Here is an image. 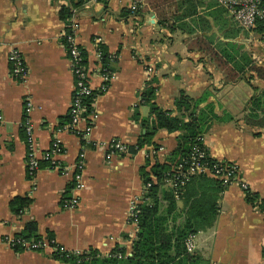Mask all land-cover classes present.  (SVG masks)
Wrapping results in <instances>:
<instances>
[{"label":"crops","instance_id":"crops-1","mask_svg":"<svg viewBox=\"0 0 264 264\" xmlns=\"http://www.w3.org/2000/svg\"><path fill=\"white\" fill-rule=\"evenodd\" d=\"M134 3L139 8L131 13ZM68 7L69 17L61 19V9ZM70 16L78 26L76 40L86 59L97 116L84 147L80 191L72 190L71 168L83 143L67 131L58 132L68 122L72 94L61 39ZM254 29H241L214 0H107L89 6H70L68 0H0V239L24 237L32 224L28 239L53 238L65 250L99 256L118 247L130 255L137 230L129 225L127 212L144 193L141 170L168 164L181 132L159 129L149 144L110 159L91 144L115 139L131 147L140 142L142 121L152 118L142 100L150 84L156 106L185 122L188 113L177 112L176 100L183 93L197 102L194 110L202 118L209 157L235 163L255 196L249 202L237 184L224 187L215 221L195 235L193 252L204 264H264V34ZM99 45L115 57L105 92H99L96 71ZM13 48L27 69L23 82L10 73L7 55ZM223 52L235 58L237 67L226 62ZM27 99L38 155L58 138L64 173L42 164L33 178L27 176L21 128ZM161 190L170 188L164 183ZM71 197H77V208L63 209ZM15 199L29 203L19 209ZM177 206L182 207L180 201ZM0 264L67 263L48 251L22 252L0 243Z\"/></svg>","mask_w":264,"mask_h":264},{"label":"built area","instance_id":"built-area-1","mask_svg":"<svg viewBox=\"0 0 264 264\" xmlns=\"http://www.w3.org/2000/svg\"><path fill=\"white\" fill-rule=\"evenodd\" d=\"M107 0H82L83 6L95 4L97 2ZM202 1V0H194ZM216 4L225 9L233 18L235 23L244 30H252L256 28L257 22L262 23L264 28V0H214ZM139 8L137 3L130 6V12L134 13ZM75 10H73L74 15ZM70 16L67 31L62 35L63 46L66 49L69 60L70 71L73 77L71 102L68 110V122L65 127L58 129V132L67 131L77 136L82 141V149L78 154L76 162L72 165L73 170V191H80L84 188L83 174L85 170V146L91 131L93 129L96 113L91 107V101L94 97L93 89L90 85L89 70L87 68L86 59L83 50L79 47L76 40L77 24L72 22ZM113 55L107 56L106 61L103 60V54L100 48H97V73L101 80L99 92H105L108 83L111 80L110 65L114 60ZM10 66V73L18 82L25 81L27 77V69L23 61L21 52L15 48L11 49L7 55ZM152 69L148 68L147 73H151ZM32 104L29 99L26 100L23 109V120L21 123L22 131L25 135L26 158L25 171L28 177L33 178L36 172L44 164L48 170L59 171L64 173L58 158L64 154L60 140L55 138L50 147L38 155V151L34 145L33 126L30 119ZM1 120V117H0ZM201 143L195 144L186 160L177 161L165 183L173 191L176 199L178 192L185 184L194 176L205 175L221 182L224 187L237 184L247 197L250 194L247 184L240 178L239 167L235 163H228L220 160H213L209 157L206 148L203 145V138L199 136L196 140ZM93 148L101 149L105 152L106 158L110 159L114 155L128 154L130 146L119 140L110 139L92 143ZM158 151L153 150V154ZM147 184L146 187H149ZM142 195L138 199L131 201L128 212L127 221L129 225L137 228V205L141 202ZM63 209L74 210L78 206L77 197L66 199L61 204ZM195 235L189 236L185 241V248L188 253L195 250ZM0 243L22 252H50V256L54 259L65 261L71 257H81L86 255L79 251H68L57 244L53 238H37L28 239L22 236H4L0 239Z\"/></svg>","mask_w":264,"mask_h":264},{"label":"trees","instance_id":"trees-1","mask_svg":"<svg viewBox=\"0 0 264 264\" xmlns=\"http://www.w3.org/2000/svg\"><path fill=\"white\" fill-rule=\"evenodd\" d=\"M68 1L70 6L82 3V0ZM69 13V7L62 8L60 18L69 17ZM254 30L264 34V28L260 22H257ZM99 48L103 54V60L106 61L107 52L100 45ZM222 55L227 63H233L237 67V62L231 54L223 52ZM211 56L216 57L212 53ZM154 93L155 89L148 84L143 92L142 100L149 107L152 118L142 121L145 133L136 146L129 148V153L149 144L159 129L180 131L181 136L178 137V146L171 153L172 158L168 164L155 163L150 167L149 172L141 170L144 193L141 202L137 205V233L132 241L130 255L124 249L115 247L107 256H99L96 252L89 251V254L65 260L67 264H204L194 252L186 251L185 241L189 236L196 235L213 225L218 213V200L224 186L216 179L197 175L178 192V199L175 198L171 189L161 190L174 164L177 161L186 160L195 144L202 147L196 140L202 135L204 129L201 125L202 118L197 117L194 110L197 105L195 100L181 93L175 102L177 112L188 113V121L185 122L181 117L157 107L153 101ZM147 184L150 186L146 187ZM254 197L252 194L247 195L249 202ZM178 201L182 205L180 208L177 206ZM28 203V201L15 199L13 206L18 205L21 209ZM34 229V225H28L27 234L24 237H29L28 234H32Z\"/></svg>","mask_w":264,"mask_h":264}]
</instances>
